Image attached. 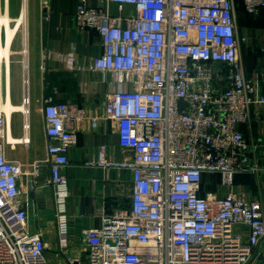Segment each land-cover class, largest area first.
Instances as JSON below:
<instances>
[{
  "label": "built area",
  "instance_id": "1",
  "mask_svg": "<svg viewBox=\"0 0 264 264\" xmlns=\"http://www.w3.org/2000/svg\"><path fill=\"white\" fill-rule=\"evenodd\" d=\"M240 1L250 15L264 10V0ZM51 2L39 1L45 17ZM73 24L97 33L102 54L88 69L113 91L91 112L44 95L46 155L28 166L7 151L29 144L30 123L11 139L0 112V264H52L19 183L40 188L46 167L47 186L65 187L86 120L93 130L112 126L122 158L108 159L101 145L82 165L129 172V202L81 232L85 262L65 264H264V203L234 191L236 175L264 172L238 130L253 110L264 114V69L245 75L233 0H78ZM64 62L82 70L73 54ZM28 75L21 102L30 118Z\"/></svg>",
  "mask_w": 264,
  "mask_h": 264
},
{
  "label": "crops",
  "instance_id": "2",
  "mask_svg": "<svg viewBox=\"0 0 264 264\" xmlns=\"http://www.w3.org/2000/svg\"><path fill=\"white\" fill-rule=\"evenodd\" d=\"M39 1H26L32 55L28 73L32 116L30 141L27 145H17L15 150L7 151L9 159L26 166L44 159L46 155L41 115L44 95L91 112L100 111L105 95L113 91L102 81L101 75H94L88 69L91 58L100 56L102 49L96 32H79L74 28L73 16L78 0H52L48 17L42 14ZM97 1L89 0V4L95 5ZM233 2L236 31L240 38L245 39L241 45L245 75L255 78L264 69V10L250 15L245 12L240 0ZM67 54L75 56L76 66L82 70H67L64 62ZM1 82L2 97H5L4 77ZM20 94L19 89L12 91L11 86V100H21ZM9 129L12 139L22 138L18 116L11 117ZM238 130L253 147L252 158L264 166V114L253 110L250 121L241 124ZM101 145L106 146L108 159L119 161L122 158L112 126L100 122L93 130L86 120L79 124L77 143L68 153L70 167L64 172L68 179L65 187L53 190L47 186L49 172L46 167H42L38 178L40 188L31 190L25 177L19 183L29 228L43 235L46 255L52 264H65L67 258L85 262L86 253L79 236L81 232L99 226L104 213L111 214L129 202V172L111 170L106 174L103 170L82 165L95 155ZM210 190L215 191V186ZM216 191L224 193L223 190ZM234 191L264 203V172L257 176L236 175Z\"/></svg>",
  "mask_w": 264,
  "mask_h": 264
},
{
  "label": "bare ground",
  "instance_id": "3",
  "mask_svg": "<svg viewBox=\"0 0 264 264\" xmlns=\"http://www.w3.org/2000/svg\"><path fill=\"white\" fill-rule=\"evenodd\" d=\"M3 1V0H2ZM8 0H4V12L0 13V112L3 113L6 117L8 123H10L11 117L14 114H22L24 116V120L26 124H28V112L29 109L26 106V103L14 105L11 100V61H10V50L11 46L14 42V39L17 33L21 30L24 33V36L27 33V8H26V0H22L21 9L19 15L16 19L12 20V18L8 15L7 10ZM13 24V26L11 25ZM27 38V37H26ZM26 39L24 38L23 49L20 53L25 60L23 66V77L27 78L28 70L26 64ZM19 54V53H18ZM28 54V53H27ZM5 79V85L7 84L8 88V96L2 97L1 92V84L2 78ZM24 78V80H26ZM26 100V99H25ZM25 127L27 128V125ZM9 136L11 135V130L8 132ZM9 138L12 139L10 136ZM14 139V138H13Z\"/></svg>",
  "mask_w": 264,
  "mask_h": 264
},
{
  "label": "rangeland",
  "instance_id": "4",
  "mask_svg": "<svg viewBox=\"0 0 264 264\" xmlns=\"http://www.w3.org/2000/svg\"><path fill=\"white\" fill-rule=\"evenodd\" d=\"M28 1V0H26ZM21 5H22V0H8V4H7V10H8V15L10 18H12V20L16 19L19 15L20 9H21ZM4 0H0V13L2 14V12H4ZM13 26V24H11ZM1 33H0V39H1ZM27 37V38H26ZM24 38L26 39V49L28 50L26 52V64L27 66V72H29L30 74V70H29V64H30V59H31V48H30V38H29V30H28V21H27V33L24 36L23 31H19L14 39V42L11 46V50H10V61H11V86H12V91L13 89H19L20 91V95H22V88H23V80L25 77H23V66H24V60L25 58L20 55L22 49H23V45H24ZM19 53V54H18ZM28 53V54H27ZM26 79V78H25ZM22 96H21V100L17 101L12 99V103L14 105H19L22 102ZM30 107V106H29ZM3 114V113H2ZM16 117L18 116L20 118L21 121V130L23 132V121H24V116L22 114H14ZM5 116V115H4ZM30 117V116H29ZM32 116H31V120L29 118V123H30V129L32 130Z\"/></svg>",
  "mask_w": 264,
  "mask_h": 264
}]
</instances>
